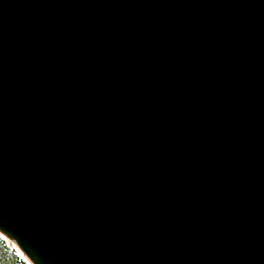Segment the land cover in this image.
Masks as SVG:
<instances>
[{
  "label": "water",
  "instance_id": "water-1",
  "mask_svg": "<svg viewBox=\"0 0 264 264\" xmlns=\"http://www.w3.org/2000/svg\"><path fill=\"white\" fill-rule=\"evenodd\" d=\"M0 236L264 264V0H0Z\"/></svg>",
  "mask_w": 264,
  "mask_h": 264
},
{
  "label": "trees",
  "instance_id": "trees-1",
  "mask_svg": "<svg viewBox=\"0 0 264 264\" xmlns=\"http://www.w3.org/2000/svg\"><path fill=\"white\" fill-rule=\"evenodd\" d=\"M0 264H28L26 260L0 236Z\"/></svg>",
  "mask_w": 264,
  "mask_h": 264
},
{
  "label": "bare ground",
  "instance_id": "bare-ground-1",
  "mask_svg": "<svg viewBox=\"0 0 264 264\" xmlns=\"http://www.w3.org/2000/svg\"><path fill=\"white\" fill-rule=\"evenodd\" d=\"M2 234V233H1ZM3 235V234H2ZM4 236V235H3ZM30 262V261H29ZM31 263V262H30ZM32 264V263H31Z\"/></svg>",
  "mask_w": 264,
  "mask_h": 264
}]
</instances>
